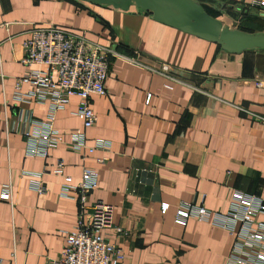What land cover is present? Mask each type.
Wrapping results in <instances>:
<instances>
[{"label":"crops","instance_id":"obj_1","mask_svg":"<svg viewBox=\"0 0 264 264\" xmlns=\"http://www.w3.org/2000/svg\"><path fill=\"white\" fill-rule=\"evenodd\" d=\"M194 1L241 12L239 30L255 32L264 24L251 0ZM47 25L110 52L105 95L89 98L96 123L84 131L87 145L103 139L108 152L81 157L60 145L46 159L24 155L16 116L42 120L46 108L13 101V84L24 72L22 42L31 28ZM28 89L21 85L19 93ZM76 105L70 98L55 116L65 142L81 129L72 115ZM57 159L73 179L82 168L97 172L87 203L112 207V227L123 233L103 235L123 253L121 264H224L228 234L194 220L176 226L173 212L185 202L222 214L234 191L264 203V50L227 54L133 6L120 11L75 0H0V192L10 185V201L0 200V264L58 258L79 210L58 197L60 179L48 172ZM26 173H42L43 194L29 189ZM160 203L169 206L164 215Z\"/></svg>","mask_w":264,"mask_h":264},{"label":"built area","instance_id":"obj_2","mask_svg":"<svg viewBox=\"0 0 264 264\" xmlns=\"http://www.w3.org/2000/svg\"><path fill=\"white\" fill-rule=\"evenodd\" d=\"M248 6L256 9L258 16L264 17V2L251 0ZM21 49L22 56L18 62L24 67V72L14 80L12 99L46 108L42 120L33 119L29 113L16 116L17 122L22 124L19 134L24 138V155L46 159L50 151L60 145L81 157L96 151L108 152L110 144L106 140L94 139L87 145L84 131L96 123L89 98L105 95L104 81L110 52L88 42L82 35L53 25L31 28ZM166 69L161 66L160 72ZM21 85L28 86L27 92L19 93ZM164 88L169 89L167 86ZM70 98L77 100L72 115L80 120L81 129L72 130L65 142L54 128V122L57 112L67 106ZM63 170V161L57 159L48 172L60 179L58 197L76 202L79 213L74 227L65 234L58 258L46 260L45 264H121L123 253L107 242L103 235L106 230H113L116 236L123 233L121 229L112 227V207L98 200L87 203L88 195L97 188V172L82 168L79 176L73 179ZM24 175L31 178L29 189L32 192L36 195L44 193L39 181L42 173ZM134 178L141 184V180ZM0 200L10 201L8 183L1 188ZM158 209L160 215H164L169 206L160 203ZM189 220L205 223L228 234L230 252L224 264H264V203L258 198L234 191L230 194L227 210L222 214L201 205L180 202L174 208L172 222L183 227ZM10 257L14 259V252Z\"/></svg>","mask_w":264,"mask_h":264},{"label":"water","instance_id":"obj_3","mask_svg":"<svg viewBox=\"0 0 264 264\" xmlns=\"http://www.w3.org/2000/svg\"><path fill=\"white\" fill-rule=\"evenodd\" d=\"M126 11L133 6L158 24L217 45L227 54L264 50V32L245 33L224 26L207 15L194 0H75Z\"/></svg>","mask_w":264,"mask_h":264},{"label":"rangeland","instance_id":"obj_4","mask_svg":"<svg viewBox=\"0 0 264 264\" xmlns=\"http://www.w3.org/2000/svg\"><path fill=\"white\" fill-rule=\"evenodd\" d=\"M209 10H213L215 11L218 16L215 17L216 20H219L224 26L230 28V29H235V30H239L238 28L241 26H237L236 22L237 19L241 18L240 16H242L241 12L237 13V12H233L228 10V8H226L224 5H221L219 3H215L212 2L211 3V7H206ZM214 15V14H211ZM248 31V30H247Z\"/></svg>","mask_w":264,"mask_h":264},{"label":"trees","instance_id":"obj_5","mask_svg":"<svg viewBox=\"0 0 264 264\" xmlns=\"http://www.w3.org/2000/svg\"><path fill=\"white\" fill-rule=\"evenodd\" d=\"M203 11L209 15L211 18L215 19L216 16H218V14L215 12V11H211L209 10L208 8H206L205 6L201 5ZM211 14H214V15H211ZM260 24V25H259ZM259 25V28H252V29H255L256 31L255 32H263V29H264V24L263 23H258ZM243 26H246V25H243ZM239 31H242V32H245V33H254L252 31H245V30H239Z\"/></svg>","mask_w":264,"mask_h":264}]
</instances>
